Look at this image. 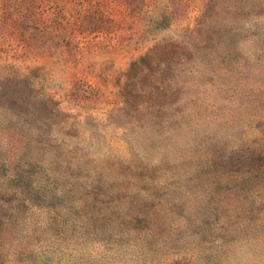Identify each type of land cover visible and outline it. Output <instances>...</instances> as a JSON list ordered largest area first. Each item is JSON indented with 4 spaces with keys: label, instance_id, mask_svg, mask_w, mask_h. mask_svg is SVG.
Instances as JSON below:
<instances>
[{
    "label": "rangeland",
    "instance_id": "374dc122",
    "mask_svg": "<svg viewBox=\"0 0 264 264\" xmlns=\"http://www.w3.org/2000/svg\"><path fill=\"white\" fill-rule=\"evenodd\" d=\"M0 132V264H264V0H0Z\"/></svg>",
    "mask_w": 264,
    "mask_h": 264
},
{
    "label": "trees",
    "instance_id": "16d2710c",
    "mask_svg": "<svg viewBox=\"0 0 264 264\" xmlns=\"http://www.w3.org/2000/svg\"><path fill=\"white\" fill-rule=\"evenodd\" d=\"M156 50H158V48ZM150 57H152V55L143 57L138 61L131 63L126 74V82L123 89L125 97L124 106L117 111V114L122 115L133 107L132 92L134 91L136 84L134 80L135 75L138 71L143 69V66L145 65L146 61L150 59ZM134 112H137L136 109H134ZM0 134L2 133L0 132ZM14 155H12L10 163L8 164L9 168L6 167V160H0V164H2L3 167H6V170H10V173L12 174L10 177L15 185L24 188L28 193L32 194L35 192L32 195L38 196L41 193V188L37 185L33 186L32 182L34 180L33 177L36 175L37 169L41 168V166H39V164L34 161L22 163L20 162L21 160H18Z\"/></svg>",
    "mask_w": 264,
    "mask_h": 264
}]
</instances>
